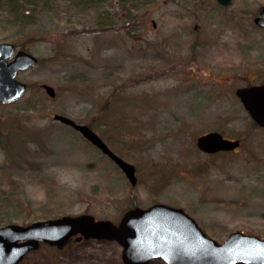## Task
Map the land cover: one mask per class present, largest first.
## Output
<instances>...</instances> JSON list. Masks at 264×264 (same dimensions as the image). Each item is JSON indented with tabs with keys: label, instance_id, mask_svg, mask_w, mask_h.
<instances>
[{
	"label": "rangeland",
	"instance_id": "rangeland-1",
	"mask_svg": "<svg viewBox=\"0 0 264 264\" xmlns=\"http://www.w3.org/2000/svg\"><path fill=\"white\" fill-rule=\"evenodd\" d=\"M17 4L28 17L0 7V42L38 62L17 75L24 95L0 104V227L82 214L117 223L160 203L182 209L217 243L235 231L264 239V132L234 98L215 95L240 41L213 0H156L131 13L118 0L96 11L66 0ZM101 13L113 25L97 24ZM236 84L229 80L228 92ZM53 114L92 129L135 167L136 185ZM217 130L240 148H196V137ZM121 251L114 241L72 238L62 248L40 243L19 264H124Z\"/></svg>",
	"mask_w": 264,
	"mask_h": 264
},
{
	"label": "water",
	"instance_id": "water-1",
	"mask_svg": "<svg viewBox=\"0 0 264 264\" xmlns=\"http://www.w3.org/2000/svg\"><path fill=\"white\" fill-rule=\"evenodd\" d=\"M216 1L223 5L230 2ZM37 62L29 52L12 43L0 42V104H10L24 95L26 84L18 81L17 75L34 68ZM40 87L48 97H55L52 86ZM243 94L237 92L254 122L264 127V110L256 109L251 97L243 98ZM52 119L80 134L121 170L131 186L136 185L135 167L117 156L92 129L64 115L53 114ZM195 145L203 153L214 154L233 151L239 142L209 132L197 137ZM72 238L114 241L122 248L124 264H148L155 260L163 264H264V239L235 231L217 243L182 209L160 203L146 209H129L117 223L82 214L27 226L7 224L0 227V264H19L40 243L62 248Z\"/></svg>",
	"mask_w": 264,
	"mask_h": 264
},
{
	"label": "flooded vegetation",
	"instance_id": "flooded-vegetation-1",
	"mask_svg": "<svg viewBox=\"0 0 264 264\" xmlns=\"http://www.w3.org/2000/svg\"><path fill=\"white\" fill-rule=\"evenodd\" d=\"M213 2L216 11L221 12L222 17V13L225 14L224 21L228 20L233 23L237 31L234 35L240 41L237 44L238 49L235 53L236 61L234 64H229L225 69L227 74L215 95L221 97L224 102L228 97L234 98L240 107L243 118L249 121L255 129L264 132V127H260L254 122V118L246 108L245 102H243L241 96L237 95V92H244L243 98L246 96L251 97L255 108L264 110V0H230L228 5L220 4L216 0H213ZM222 28L228 30L226 29L228 27ZM220 38H225V35L220 34ZM246 44L247 46H245ZM214 46L216 45L213 44L212 47ZM229 80L237 81L231 92H228ZM220 90H222L221 95H219ZM212 132H218L225 139L237 140L239 145L233 151L208 155L232 153L240 148L241 140L239 138L230 139L218 130Z\"/></svg>",
	"mask_w": 264,
	"mask_h": 264
},
{
	"label": "trees",
	"instance_id": "trees-1",
	"mask_svg": "<svg viewBox=\"0 0 264 264\" xmlns=\"http://www.w3.org/2000/svg\"><path fill=\"white\" fill-rule=\"evenodd\" d=\"M49 1L50 0H5L2 1V3L0 4V7L3 8L5 10V8L9 9L8 13L15 16L16 20H26V18L28 17V14L25 15L24 14V10L23 12L21 10H19V6H18V2H20L22 5L30 7V8H34L36 6H43L44 9L46 8V6L49 5ZM70 5L76 7L75 9L78 10H82V9H88L91 11H96L95 6H97L98 4L102 3L105 0H66ZM110 1V0H109ZM156 0H118V4L120 6L121 9H123L125 7V5H129L126 9H123L125 12H130L134 9H139V8H145L147 7L149 4H152L153 2H155ZM13 13V14H12ZM99 13V12H98ZM128 17L130 14L126 13ZM97 16V14H96ZM101 16V17H100ZM20 17V18H19ZM97 17L99 18V21L97 22V24H103L104 21L109 20L108 23H106L105 25H111V19L113 20V17L110 16H105L104 14H98ZM124 17V16H123ZM124 17V18H125ZM113 25V24H112ZM15 45V44H14ZM16 46V45H15ZM17 47V46H16Z\"/></svg>",
	"mask_w": 264,
	"mask_h": 264
}]
</instances>
